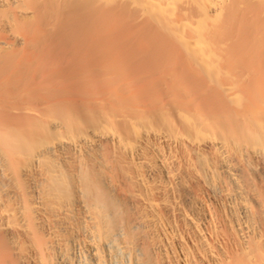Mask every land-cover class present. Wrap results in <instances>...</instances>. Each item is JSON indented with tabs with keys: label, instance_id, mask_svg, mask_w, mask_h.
Segmentation results:
<instances>
[{
	"label": "bare ground",
	"instance_id": "1",
	"mask_svg": "<svg viewBox=\"0 0 264 264\" xmlns=\"http://www.w3.org/2000/svg\"><path fill=\"white\" fill-rule=\"evenodd\" d=\"M0 264H264V0H0Z\"/></svg>",
	"mask_w": 264,
	"mask_h": 264
}]
</instances>
